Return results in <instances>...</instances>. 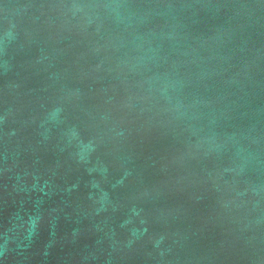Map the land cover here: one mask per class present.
Here are the masks:
<instances>
[{"label": "water", "instance_id": "1", "mask_svg": "<svg viewBox=\"0 0 264 264\" xmlns=\"http://www.w3.org/2000/svg\"><path fill=\"white\" fill-rule=\"evenodd\" d=\"M0 264H264V0H0Z\"/></svg>", "mask_w": 264, "mask_h": 264}]
</instances>
